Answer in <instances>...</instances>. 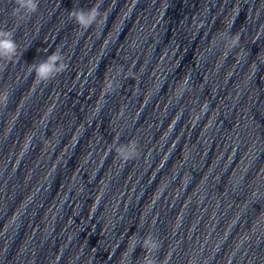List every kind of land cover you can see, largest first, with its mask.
Here are the masks:
<instances>
[{
  "label": "clouds",
  "instance_id": "obj_1",
  "mask_svg": "<svg viewBox=\"0 0 264 264\" xmlns=\"http://www.w3.org/2000/svg\"><path fill=\"white\" fill-rule=\"evenodd\" d=\"M16 7L13 9V14L17 16L30 18L38 11L39 0H15ZM70 17L77 25L85 29L89 28L101 16L100 6L94 5L90 9H74L69 12ZM17 55V44L14 39V34L10 30H0V60L11 61ZM57 62L58 66H57ZM68 68V64L64 61L62 53L53 51L46 60L39 64L31 65L30 71L34 73V77L41 82H47L62 74ZM9 94L5 91L0 93V104L7 106ZM117 154L125 161L134 159L138 155V147L135 142L121 145L116 148ZM132 245V252L134 251ZM143 249H148L151 252H158L160 244L151 239L144 238L141 245ZM129 254V258L132 254ZM147 264H155L154 259H148Z\"/></svg>",
  "mask_w": 264,
  "mask_h": 264
}]
</instances>
